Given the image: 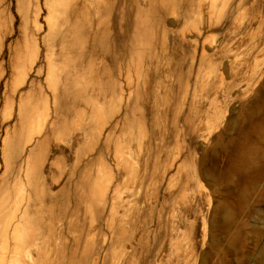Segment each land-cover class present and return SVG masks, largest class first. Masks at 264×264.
Here are the masks:
<instances>
[{
    "label": "rangeland",
    "instance_id": "374dc122",
    "mask_svg": "<svg viewBox=\"0 0 264 264\" xmlns=\"http://www.w3.org/2000/svg\"><path fill=\"white\" fill-rule=\"evenodd\" d=\"M10 1L13 33L0 54L7 68L0 79V156L4 139L12 138L20 103L19 94L13 103L9 97L19 89L20 77L8 78V45L21 40L17 0ZM198 2H85L82 10L97 35L87 41L86 51L81 38L75 40L74 53L83 54L79 76L68 80L67 94V83L61 79L41 81L48 113L52 92L58 88L60 110L66 114L59 144L72 146L81 159L75 165L66 158L56 164L55 189L60 194L54 220L67 227L72 209L79 223L93 219L94 213L84 211L87 198L91 191L102 194L111 189L117 175L113 153L119 151L126 168L114 185L121 197L117 207L119 216L135 223V237L158 245L187 238L198 241L205 228L202 264H264V143L251 139L259 152L257 165L248 172L236 170L231 143L236 117L232 65L246 58L254 36L246 26L251 0H205L202 8ZM236 41H242L240 51ZM44 54L43 47L40 63ZM70 60L63 59L59 67H70ZM34 78L32 72L27 82ZM18 91L26 94L30 89ZM21 102L29 110L31 98ZM111 119L120 120V125L105 143ZM69 131L83 133V139L70 143ZM99 148L103 157L98 156ZM226 223L231 226L227 236L220 230Z\"/></svg>",
    "mask_w": 264,
    "mask_h": 264
},
{
    "label": "bare ground",
    "instance_id": "6f19581e",
    "mask_svg": "<svg viewBox=\"0 0 264 264\" xmlns=\"http://www.w3.org/2000/svg\"><path fill=\"white\" fill-rule=\"evenodd\" d=\"M86 1L58 4L55 0H43L46 15L42 16L40 0H17L21 40L8 45V78L18 75L19 89L29 87L30 92L25 94L19 89L13 92L10 89L11 102L19 94L20 103L11 132L13 136L11 140L4 139L0 156V264H202L203 244L200 242H204L205 228L199 232L200 241L187 238L158 245L154 240L135 237V223L119 216L117 204L121 197L114 185L126 168L119 151L113 153L117 175L111 189L102 194L91 191L87 198L88 207H84V211L88 215L94 213L93 219L79 223L78 218H73L75 210L72 209L67 227L64 223L59 226L55 223L54 207L60 194V190L55 189L58 182L56 164L66 158L75 165L81 159L72 146L59 144V128L66 114L60 110L58 88L52 92L53 106L48 113L41 81L56 77L65 85L83 67V54L74 53L75 40L81 38L80 43L86 51L87 41L97 35L93 23L82 10ZM204 2L199 0L198 8H202ZM250 3L246 26L255 31L254 36L251 35L246 58H238L232 65L236 117L231 143L238 160L236 170L245 172L258 159L259 145L251 139L256 137L258 142L264 143V98L260 97L264 90V0H251ZM10 10L11 1L0 0V54L5 39L13 33L14 18ZM42 32L45 34L40 37ZM43 47L45 54L40 63ZM241 49L242 41H236V50ZM67 57L72 59V65L60 68ZM5 65L0 61V79L7 75ZM32 72L35 78L27 82ZM67 85L63 87V94L68 92ZM27 98H31L29 110L21 102ZM119 125L120 120L108 122L105 143ZM73 132H67L70 143L83 139V133ZM98 153L99 157L104 156L100 148ZM230 227L224 224L220 229L222 234L227 236ZM126 232L131 236L124 238ZM171 253L173 258L168 260Z\"/></svg>",
    "mask_w": 264,
    "mask_h": 264
}]
</instances>
